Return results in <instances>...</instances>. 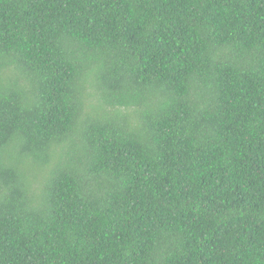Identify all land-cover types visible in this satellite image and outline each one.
I'll return each mask as SVG.
<instances>
[{"label": "trees", "instance_id": "1", "mask_svg": "<svg viewBox=\"0 0 264 264\" xmlns=\"http://www.w3.org/2000/svg\"><path fill=\"white\" fill-rule=\"evenodd\" d=\"M0 264H264V0H0Z\"/></svg>", "mask_w": 264, "mask_h": 264}]
</instances>
